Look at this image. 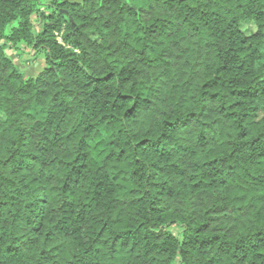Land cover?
<instances>
[{
    "label": "trees",
    "instance_id": "obj_1",
    "mask_svg": "<svg viewBox=\"0 0 264 264\" xmlns=\"http://www.w3.org/2000/svg\"><path fill=\"white\" fill-rule=\"evenodd\" d=\"M0 113V264H264V0H0Z\"/></svg>",
    "mask_w": 264,
    "mask_h": 264
},
{
    "label": "rangeland",
    "instance_id": "obj_2",
    "mask_svg": "<svg viewBox=\"0 0 264 264\" xmlns=\"http://www.w3.org/2000/svg\"><path fill=\"white\" fill-rule=\"evenodd\" d=\"M44 1H50V0H44ZM58 39L61 40V36H58ZM9 53L11 54V56H17L15 51H9ZM32 57L31 54H24L21 58H20V66L22 67L23 70H25V72L28 75H35L38 73L39 69H42L44 67V63L43 61L38 58V59H32L30 60L29 58ZM0 118H4V115L0 113Z\"/></svg>",
    "mask_w": 264,
    "mask_h": 264
}]
</instances>
